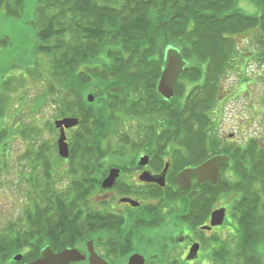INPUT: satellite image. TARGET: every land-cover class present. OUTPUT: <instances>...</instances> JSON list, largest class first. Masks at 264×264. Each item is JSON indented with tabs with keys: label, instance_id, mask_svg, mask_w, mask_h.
<instances>
[{
	"label": "trees",
	"instance_id": "obj_1",
	"mask_svg": "<svg viewBox=\"0 0 264 264\" xmlns=\"http://www.w3.org/2000/svg\"><path fill=\"white\" fill-rule=\"evenodd\" d=\"M24 1L0 0V10L7 17L20 19ZM251 1L259 13L247 14L240 8V0L40 2L33 22L37 35L33 52L39 58L36 68L28 73L47 84L46 92L55 96L58 118L79 120L69 136L66 175L72 186L56 190L58 179L53 176V162L47 153L59 160L57 144L48 151L44 144L37 153L21 157L31 166L29 183L38 197L30 196L24 223L13 224L0 234V264L34 261L46 247L54 252L71 248L86 252L81 250L86 248V240L100 234L115 237L121 251L130 248L124 251L125 257L136 250L137 241L155 240L141 223L136 227L140 230L131 235L128 224L119 218L105 215L100 221L99 214L88 212L89 197L97 186L87 180L91 175L100 176L96 154L180 149L185 166L220 154L232 158L222 170L231 168L229 180L235 181L220 177L217 185L207 184L206 189L195 185L200 187L202 204L210 205L209 213L222 197L238 195L232 204L237 227L230 224L234 227L230 241L215 237L211 246L212 241L205 240L212 264H264V147L255 138L244 146L222 145L214 114L222 82L236 69L240 55L237 38L251 33L255 43L264 48V0ZM170 47L180 51L187 68L175 86L174 98L167 101L157 85ZM259 56L264 63V54ZM245 59L242 64L248 62ZM11 81L2 85L0 118L5 116ZM22 82L25 86V80ZM89 94L95 95L93 103L88 101ZM130 121L148 124L143 134L137 133V139L127 133ZM54 127L51 124L48 128ZM10 135L14 133L0 127V157H4L3 143ZM21 135L25 137V131ZM40 177L44 180L41 185ZM89 184L92 189L87 190ZM197 209L203 213L202 207ZM207 219H199L197 225ZM17 254L23 255L21 262L14 260Z\"/></svg>",
	"mask_w": 264,
	"mask_h": 264
},
{
	"label": "rangeland",
	"instance_id": "obj_2",
	"mask_svg": "<svg viewBox=\"0 0 264 264\" xmlns=\"http://www.w3.org/2000/svg\"><path fill=\"white\" fill-rule=\"evenodd\" d=\"M41 1L25 0V9L20 19L7 17L5 11L0 10V94L3 83L10 78H12L10 84L13 87L6 93V97L9 99L5 105V116L0 118V127H7L11 133H14V135L6 137L3 143L5 145L4 157H0V169H3L0 171V234L10 230L13 224L21 225L24 223V214L26 215L25 211L29 206L30 196L38 197L29 183L31 166L24 159L21 160V157L24 154L37 153L44 144H46L45 150L48 151L52 146L58 144L60 136L59 130L54 131L56 127L54 129L48 128L51 124L55 126V122L62 119L57 116L58 109L54 101L55 96L48 95L46 83L31 78L28 73L30 68H36L35 63L39 58L36 59V53L33 52L37 45V35L33 22L36 9ZM239 4L240 8L247 14L259 13L256 4L251 0H240ZM254 39L255 37H251V33L237 38L240 55L236 60V69L232 70L222 82V89L214 114L219 124L218 131L224 146L226 144L244 146L249 140L255 138L264 147V63L263 56H259L264 54V48L259 47ZM245 58L248 59V62L242 64ZM39 60L41 61V58ZM42 70L43 68H39L38 72L43 74ZM20 79L22 80L20 81ZM23 80H25V86L21 84ZM88 96H93L95 101L94 94ZM128 125L127 133L134 139H137V133L143 134L144 128L148 126L147 123L138 121H130ZM21 131H25V137L21 135ZM130 153L134 152L124 151L112 154ZM30 156L33 157V154ZM47 156L53 162L51 163L54 166L53 176H57L58 179L56 190L65 191L72 186L70 176L66 175L70 163L60 157L57 160L55 155L50 156L47 153ZM5 163L7 167L4 165ZM38 171L40 172V168ZM230 175H233L232 169L226 168L222 170L221 179L229 182L235 181L234 178L229 180ZM39 183L40 185L44 183L41 177ZM236 197L238 198V195L233 193L227 197H222L215 204L216 208L220 206L227 208L225 226L231 232V235L227 234L226 236L227 241H230V237L233 236L234 227L232 229L230 224L237 227L232 214V204L236 201ZM89 202L91 209L88 212L97 214L96 212L106 213L111 210L109 206H105L103 209L99 205H92V199ZM136 217L134 216L133 220L141 218ZM182 224L183 222H179L177 217L169 223L170 226ZM218 235L208 234L207 239L213 241ZM221 237L224 239V234ZM109 238L105 239L108 240ZM105 239L100 234L88 238L85 244L87 247L90 241L92 243L94 241V244L98 246V241ZM147 239L137 241L134 246H146L150 241V238ZM85 249L84 247L81 248V250ZM99 249L101 250L100 247ZM107 250L110 249L107 248ZM124 251L127 253L128 250L124 249ZM119 252L123 253L121 250ZM126 258L120 256L117 258L116 264H121ZM155 261H158V264L172 263V259L167 256H162L160 262L157 258Z\"/></svg>",
	"mask_w": 264,
	"mask_h": 264
},
{
	"label": "flooded vegetation",
	"instance_id": "obj_3",
	"mask_svg": "<svg viewBox=\"0 0 264 264\" xmlns=\"http://www.w3.org/2000/svg\"><path fill=\"white\" fill-rule=\"evenodd\" d=\"M70 133L71 130H68V139ZM180 150L177 152L157 151L156 153L145 151L130 154L107 153L94 156L99 158L95 165L100 176L95 178L91 175L87 180L88 183L95 181L97 186L92 191L89 200L92 199V205H99L103 209L105 206L111 208L106 213L96 212L99 214L98 219L103 221L105 215L113 219L119 218L123 223L128 224L126 227L131 235H135V231L140 230L139 227L137 229L136 227L141 223L150 230L151 234L156 236V239L150 240L146 246L135 245L136 250L126 256L127 258L123 255L124 250L123 253L119 252L121 248L118 246L119 242L114 241L115 237L108 240L104 237L105 240L98 241V246L93 241L96 253L108 264H116L117 258L120 256L126 258L123 262L128 264L130 257L134 254L143 256L146 264H158L155 258L160 262L162 256L170 257L171 264H212V260L209 259L211 253L206 250L205 246L208 234H219L216 236L219 239H223L222 234H224V239H227V234L231 235L230 230L225 226L226 220L222 228L204 229V227H210L213 211L226 207L216 208L214 203L212 206L214 209L209 213L211 207L202 204V196L199 194L200 187L195 186L197 180L195 175L193 176V187L190 190H183L177 186L176 177L182 170L200 165L185 166L184 153L182 149ZM145 158L146 161L142 164L141 162ZM112 170H118L119 175L111 188H103V183ZM163 175L165 176V185L161 186L156 180ZM97 183L100 184L97 185ZM207 184L212 185L210 182H206L199 186L206 189ZM91 186L89 184L87 190L92 189ZM124 200H131L139 205L134 206ZM197 207H202V214ZM134 216L141 218L135 219V221L133 220ZM176 217L183 224L170 226L169 223ZM201 218L208 219L204 224L197 225V221ZM112 240L113 242H111ZM126 243L130 244V241L128 240ZM212 244L215 243L212 241L210 245L212 246ZM194 245H199V251L197 255L192 256L191 250ZM107 248L110 250L108 251ZM127 250L129 251L130 248ZM83 254L87 257L85 263L90 264L87 249Z\"/></svg>",
	"mask_w": 264,
	"mask_h": 264
},
{
	"label": "water",
	"instance_id": "obj_4",
	"mask_svg": "<svg viewBox=\"0 0 264 264\" xmlns=\"http://www.w3.org/2000/svg\"><path fill=\"white\" fill-rule=\"evenodd\" d=\"M187 68V62L181 55L180 51L170 47L167 49L163 61L162 72L158 81L157 91L167 101L174 97L175 85L182 77L184 70ZM88 101L93 103V96H88ZM79 125V120L76 118H64L55 122V126L60 130V136L58 139V152L60 157L68 159L70 157V149L67 143L66 130L73 129ZM146 158L142 160L144 164ZM232 161V158L228 155H215L202 164L182 170L176 177V184L179 188L184 190H190L193 187V176L197 177L196 184L203 185L206 182H210L216 185L218 178L221 174V167L228 165ZM167 170V169H166ZM119 175L118 170H112L110 175L103 183V188H111ZM165 176H161L156 182L161 186H164ZM132 203L134 206L139 205L131 200H124ZM226 219V209H218L211 215L210 227H204V229L211 230L214 227H220L224 224ZM89 253L90 264H108L101 259L95 249L92 242L87 244ZM199 251V245H194L191 250V255H197ZM23 256L17 255L14 260L21 262ZM86 255H83L77 249H65L62 252L55 253L50 247L43 249L39 257L33 262L26 264H72L81 263L86 261ZM128 264H146L145 258L139 254H134L130 257Z\"/></svg>",
	"mask_w": 264,
	"mask_h": 264
}]
</instances>
